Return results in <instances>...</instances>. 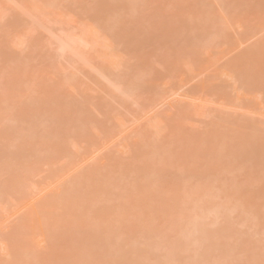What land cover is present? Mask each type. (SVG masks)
Masks as SVG:
<instances>
[{
  "label": "bare ground",
  "instance_id": "obj_1",
  "mask_svg": "<svg viewBox=\"0 0 264 264\" xmlns=\"http://www.w3.org/2000/svg\"><path fill=\"white\" fill-rule=\"evenodd\" d=\"M0 264H264V0H0Z\"/></svg>",
  "mask_w": 264,
  "mask_h": 264
}]
</instances>
